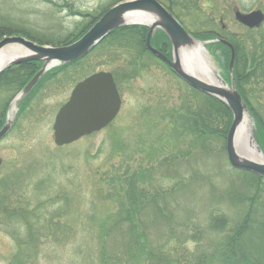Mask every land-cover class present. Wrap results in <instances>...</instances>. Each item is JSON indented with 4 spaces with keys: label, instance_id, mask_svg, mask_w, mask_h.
Segmentation results:
<instances>
[{
    "label": "rangeland",
    "instance_id": "obj_1",
    "mask_svg": "<svg viewBox=\"0 0 264 264\" xmlns=\"http://www.w3.org/2000/svg\"><path fill=\"white\" fill-rule=\"evenodd\" d=\"M113 1L0 0V21L42 32L72 30L81 19L53 3L74 4L82 13H94ZM187 5L190 15L182 13L181 18L192 33L212 27L226 32L246 47L248 71L257 69L253 65L264 60V23L247 30L235 20V13H264V0H190ZM206 51L214 67L212 80L226 76L223 51L211 53L207 47ZM109 63L108 57L93 53L76 68L45 82L24 118L15 120L16 127L0 142V183L11 179V200L38 208L46 229H51L29 264H116V258L120 264H151L135 257L123 259L126 244L118 231L108 236L101 232L114 227L119 202L126 201L127 182L135 176L145 192L139 199L142 211L137 213L143 219L140 229L143 226L148 242L166 258L158 264H171L167 256L173 257L172 264H223L219 253L228 247L226 232L250 214L248 198L256 190L254 181L231 168L221 145L213 156H205L192 135L182 130L179 115L184 114V104L194 110L198 101L166 67L153 60L148 63L153 68L133 70L125 57ZM99 71L116 76L122 99L119 115L101 132L56 147L53 124L59 109L78 82ZM250 88L260 96L253 103L263 112L264 81L253 82ZM16 108L10 106L11 119ZM245 126V135L256 139L253 120L247 119ZM262 194L264 204V184ZM151 198L155 205H146ZM259 214L255 219L251 214L252 220L264 222V211ZM215 215L227 221V228H214ZM10 230L0 227V264H10L19 253ZM26 233L24 226L22 237ZM257 248L254 253L260 257L262 248Z\"/></svg>",
    "mask_w": 264,
    "mask_h": 264
},
{
    "label": "trees",
    "instance_id": "obj_2",
    "mask_svg": "<svg viewBox=\"0 0 264 264\" xmlns=\"http://www.w3.org/2000/svg\"><path fill=\"white\" fill-rule=\"evenodd\" d=\"M126 0H114L107 5H101L94 13H82L78 11L74 4L65 3L58 5L53 3L55 8L59 10L67 9L70 17L80 18L81 21L74 25L72 30H58L53 32H42L36 28H27L24 26L13 25L7 21H0V41L8 36H22L28 40L34 41L39 45L49 47L68 46L78 41L109 9L115 5ZM163 4L178 20L179 22L197 39L201 41L217 40V38H224L230 41L235 46V70L237 73L243 75L251 67L248 60L246 47L241 41H235L230 38L228 34L222 30L214 27L205 30H200L197 33H192L184 24L181 14L190 15L188 11V3L190 0H157ZM189 1V2H187ZM248 30V29H247ZM149 29L144 26H129L116 30L103 40L88 56L93 53H98L101 57H108L109 64H117L122 57H125L130 68L136 70L138 66L148 65L151 61H157L168 69L172 74L171 69L161 60L156 58L147 47V36ZM152 46L164 53L168 58H171V45L167 36L162 31H157L152 38ZM211 53L222 52L224 55V68H229L230 53L229 49L221 43H213L208 46ZM88 56L86 58H88ZM83 58L68 66H60L54 70L49 71L40 80L33 91L26 97L20 105V110L17 116V122L24 118L26 111L32 104L34 94L39 91L45 82L57 78L60 74L67 73L70 68H76L85 60ZM101 65V64H100ZM43 63L28 62L18 66H13L0 74V130L4 127L10 106L16 96L25 88V86L32 80V78L41 70ZM255 70L248 73L247 78L243 81L239 91L242 93L243 99L249 106L251 115L253 116L257 125V141L264 151V111L258 109L253 103V99L260 100V96H255V91L249 87L254 82L264 81V60L253 65ZM96 72L91 73L90 75ZM116 81V76L112 73ZM89 76V75H88ZM86 76L85 78H87ZM175 76V75H174ZM176 77V76H175ZM84 78V79H85ZM177 78V77H176ZM178 79V78H177ZM82 81V80H81ZM185 84V83H184ZM192 92L198 102L194 110L186 103L183 106L184 114L179 115L181 120V127L184 132L189 133L193 137V142L200 145L205 156H213L216 153V146L221 145V152L226 154V138L230 126L232 124L233 116L230 109L218 99L202 94L185 84ZM251 92V93H249ZM253 92V95H252ZM263 97L261 96V99ZM17 124H15L16 127ZM14 127V128H15ZM229 162V161H228ZM230 164V163H229ZM231 166V165H230ZM232 168V167H231ZM235 172L249 177L254 181L256 190L253 196L241 198H248L250 206L244 222L235 227L231 231L226 232V239L228 247L224 252L220 251L219 258L223 260V264H264V222L259 220H252L254 215L260 218V209L264 211V204L262 199V184L264 179L247 172H240L232 168ZM11 179L4 180L0 183V227L11 228V235L16 238L18 243V255H16L10 264H29L35 261L38 254V247L40 243L46 238V234L51 229H46V225L42 219V214L38 208H28L24 205H18L11 200L13 188L10 185ZM139 179L137 176L131 177L127 182L129 185L128 191L125 193L126 201L119 202L120 210L117 212L119 216L114 217V224L112 229L102 228L101 232L106 233L107 236L113 231L118 234L122 241L125 242V250L123 251V259L126 257L142 259L151 264H158L161 260H166L161 257L159 250L148 242L146 232L140 229L142 218L138 216V212L142 211L140 206L143 202L139 199L145 196L143 188H139ZM126 182H122L123 186ZM10 191V193H8ZM240 198V201H242ZM156 199L151 198L146 204L155 205ZM140 208V209H139ZM252 214V215H251ZM262 214V213H261ZM214 228L223 230L227 228V221L215 215L211 217ZM255 222H258L257 225ZM253 223L255 226H253ZM27 228V233L22 237V228ZM48 226V225H47ZM126 226V227H124ZM262 248L261 255L255 254V248ZM257 248V249H258ZM255 250V251H254ZM25 258L23 257V252ZM125 252V253H124ZM263 253V254H262ZM170 263L173 262V257L167 256ZM218 260V259H216ZM116 264L122 263L119 258L114 261ZM212 263V262H211ZM209 264V263H208Z\"/></svg>",
    "mask_w": 264,
    "mask_h": 264
},
{
    "label": "water",
    "instance_id": "obj_3",
    "mask_svg": "<svg viewBox=\"0 0 264 264\" xmlns=\"http://www.w3.org/2000/svg\"><path fill=\"white\" fill-rule=\"evenodd\" d=\"M132 18L152 19L148 23L132 22ZM235 20L243 27L254 30L264 23V13L256 10L250 13H235ZM144 26L149 29L147 47L159 60L164 62L180 80L192 89L214 97L223 102L231 111L233 120L226 138V154L232 168L247 172L264 179V151L257 138L251 134L242 141L243 154L239 153L236 143L238 135L247 119L256 122L235 85H228L221 76L213 79L207 75L199 76L193 71V62L184 60L183 56L193 54L197 45L206 47L221 43L231 50L229 71L233 76L235 50L223 39L201 41L195 38L179 20L157 0H126L109 9L78 41L62 47L39 45L22 36H8L0 41V74L5 70L28 62H41V70L32 78L25 88L16 96L12 104L17 108L14 119L10 110L6 123L0 130V142L12 130L17 119L20 105L37 86L44 75L53 68L68 66L88 56L110 34L124 27ZM157 31H162L171 45V58L151 45ZM198 64V61L195 64ZM187 67H190L189 70ZM11 104V105H12ZM122 107L114 76L109 72L95 73L79 82L71 92L68 101L59 109L53 124L54 144L58 148L70 146L79 140L101 132L118 116ZM260 158V159H258ZM2 161L0 160V168Z\"/></svg>",
    "mask_w": 264,
    "mask_h": 264
},
{
    "label": "bare ground",
    "instance_id": "obj_4",
    "mask_svg": "<svg viewBox=\"0 0 264 264\" xmlns=\"http://www.w3.org/2000/svg\"><path fill=\"white\" fill-rule=\"evenodd\" d=\"M132 22H142V23H148L150 24L153 20L152 19H141V18H132L130 19ZM193 54L197 55V59H195V62L198 61L199 65L192 60L191 55L183 56L184 60L186 61H192L193 62V71L199 76H206L210 75L213 77L214 75L211 73L210 68H214L210 62V59L207 55V53L204 50V47L202 45H197L196 49L194 50ZM189 70L190 67H187ZM213 75V76H212ZM247 121V120H246ZM246 123L243 125L242 129L240 130V134L238 135V140L236 143V147L239 151V153L243 154V150H245L244 146H242V141L247 139L248 135H245V129H246Z\"/></svg>",
    "mask_w": 264,
    "mask_h": 264
},
{
    "label": "flooded vegetation",
    "instance_id": "obj_5",
    "mask_svg": "<svg viewBox=\"0 0 264 264\" xmlns=\"http://www.w3.org/2000/svg\"><path fill=\"white\" fill-rule=\"evenodd\" d=\"M231 38V37H230ZM217 39H223V40H225V41H227L226 39H224V38H217ZM152 41V40H151ZM228 43H230L232 46H233V48H234V50H235V46H234V44L232 43V42H230V41H227ZM151 45H152V42H151ZM223 45V44H222ZM225 46V45H224ZM154 47V46H153ZM225 47H227V46H225ZM228 49H229V53H230V58H231V50H230V48L229 47H227ZM208 50H209V48H208ZM209 52H211L210 50H209ZM235 58H236V52H235ZM229 62H230V59H229ZM135 68H153V66H151V65H144V66H138V67H135ZM104 72H106V71H104ZM248 73H250V71H247L246 72V74H245V71H243V75L240 73H237V71L235 70V64H234V71H233V76L231 75V73H230V71H229V68H228V71H227V75L226 76H221V78H222V80L224 81V82H226L228 85H232V84H234L235 85V87H236V89L238 90V92L241 94V96H242V93L239 91V88L242 86V84H243V81L247 78V76H248ZM45 76V75H44ZM71 95V94H70ZM243 97V96H242ZM67 102V101H66ZM65 102V103H66ZM63 106V105H62ZM14 129V126L12 127V130ZM106 129V128H105ZM11 130V131H12ZM10 131V132H11Z\"/></svg>",
    "mask_w": 264,
    "mask_h": 264
}]
</instances>
